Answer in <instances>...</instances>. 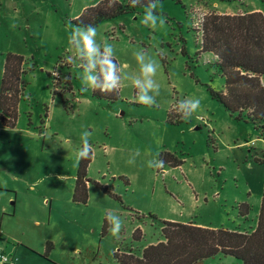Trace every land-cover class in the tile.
<instances>
[{
	"label": "rangeland",
	"instance_id": "1",
	"mask_svg": "<svg viewBox=\"0 0 264 264\" xmlns=\"http://www.w3.org/2000/svg\"><path fill=\"white\" fill-rule=\"evenodd\" d=\"M101 1L0 0V92L7 56L23 57L17 119L13 126L0 119V247L18 264H120L118 253L140 256L163 241V221L254 231L264 129L211 96L210 89H224L225 77L214 55L202 51L201 29L208 14H244L264 4L158 0L167 27L153 30L140 22L147 4L141 2L95 25L97 42L114 45L123 72L139 76L133 55L139 48L159 62L160 91L148 107L135 102L130 80L116 100L96 97L82 83L68 37ZM191 98H201V108L182 119L177 108ZM85 130L92 133V159L82 201L75 193L76 152ZM136 150L135 164H127ZM155 158L162 169L147 166ZM106 211L123 220L118 238ZM197 264L242 262L217 254Z\"/></svg>",
	"mask_w": 264,
	"mask_h": 264
},
{
	"label": "trees",
	"instance_id": "2",
	"mask_svg": "<svg viewBox=\"0 0 264 264\" xmlns=\"http://www.w3.org/2000/svg\"><path fill=\"white\" fill-rule=\"evenodd\" d=\"M237 2L243 0H215ZM264 4V0H260ZM148 3V0H141ZM135 10L131 0H104L89 8L76 22L97 25L103 20ZM202 51L212 53L216 66L225 77L222 91L210 89L211 96L231 113H243L264 129V12L206 15L202 23ZM23 57L8 55L4 64L0 92V119L13 126L20 96L19 76ZM96 97L119 98V90L111 94L93 91ZM92 155L81 160L76 177V197L87 199V169ZM163 241L146 246L141 255L132 250L117 254L120 264H197L217 254L232 256L242 264H264V189L254 231L208 228L193 222H162ZM139 231V229L137 230ZM48 249V247H47Z\"/></svg>",
	"mask_w": 264,
	"mask_h": 264
},
{
	"label": "clouds",
	"instance_id": "3",
	"mask_svg": "<svg viewBox=\"0 0 264 264\" xmlns=\"http://www.w3.org/2000/svg\"><path fill=\"white\" fill-rule=\"evenodd\" d=\"M115 0H113V3ZM132 6L141 4V0H131ZM158 0H148L145 5V12L141 19V24L153 30L157 27L163 29L167 27V18L163 14H157ZM162 7V5H160ZM97 29L94 25H76L71 28L68 37L69 45L75 50L76 58L79 61V67L83 69L81 77L85 89H92L103 94H111L117 91L122 86L123 81L130 80L137 89L135 102L152 107L156 106V97L159 95L160 85L156 80L160 64L148 52L139 48L134 51L133 55L139 65V76L133 77L122 71L121 66L115 60V47L107 40L103 43L97 42ZM71 59V58H69ZM126 68L127 65H124ZM201 108V98H191L182 101L177 112L182 119L188 120L191 116ZM187 112L189 115H182ZM91 132L85 130L81 136L82 147L76 152L77 162L88 159L91 153V145L89 137ZM161 141H157L160 143ZM139 150H136L133 155L126 161L129 165H134L136 157L139 156ZM159 155V154H158ZM155 165L150 160L147 163L149 168L162 169L164 163L160 158H155ZM105 218L110 227L109 231L115 237H119L123 220L114 212H107ZM0 264H9L8 256H0Z\"/></svg>",
	"mask_w": 264,
	"mask_h": 264
},
{
	"label": "crops",
	"instance_id": "4",
	"mask_svg": "<svg viewBox=\"0 0 264 264\" xmlns=\"http://www.w3.org/2000/svg\"><path fill=\"white\" fill-rule=\"evenodd\" d=\"M254 11H260V12H264V10L262 9V8H254V9H252V10H250V11H247L248 13L249 12H254ZM228 14V13H227ZM3 212H6V209L5 208H3ZM2 222H3V219H2ZM183 223H185V222H183ZM1 248V247H0ZM3 250H4V252L7 254V251H6V249L5 248H2ZM16 254H18L19 255V253H20V251L19 250H15L14 251ZM13 258H14V256H12ZM20 262V259H13V261H12V264H18Z\"/></svg>",
	"mask_w": 264,
	"mask_h": 264
},
{
	"label": "built area",
	"instance_id": "5",
	"mask_svg": "<svg viewBox=\"0 0 264 264\" xmlns=\"http://www.w3.org/2000/svg\"><path fill=\"white\" fill-rule=\"evenodd\" d=\"M8 256L2 248H0V256ZM9 257V256H8ZM13 257H9V263L13 261Z\"/></svg>",
	"mask_w": 264,
	"mask_h": 264
}]
</instances>
